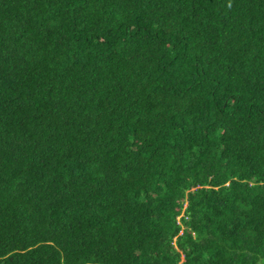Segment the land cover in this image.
I'll use <instances>...</instances> for the list:
<instances>
[{
    "label": "trees",
    "instance_id": "trees-1",
    "mask_svg": "<svg viewBox=\"0 0 264 264\" xmlns=\"http://www.w3.org/2000/svg\"><path fill=\"white\" fill-rule=\"evenodd\" d=\"M0 264H264V0H0Z\"/></svg>",
    "mask_w": 264,
    "mask_h": 264
}]
</instances>
